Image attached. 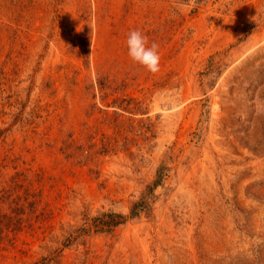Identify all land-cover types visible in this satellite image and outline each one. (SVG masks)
<instances>
[{
	"label": "rangeland",
	"instance_id": "obj_1",
	"mask_svg": "<svg viewBox=\"0 0 264 264\" xmlns=\"http://www.w3.org/2000/svg\"><path fill=\"white\" fill-rule=\"evenodd\" d=\"M0 264H264V0H0Z\"/></svg>",
	"mask_w": 264,
	"mask_h": 264
},
{
	"label": "trees",
	"instance_id": "obj_2",
	"mask_svg": "<svg viewBox=\"0 0 264 264\" xmlns=\"http://www.w3.org/2000/svg\"><path fill=\"white\" fill-rule=\"evenodd\" d=\"M169 171L170 166L167 163H160L152 181L146 185L138 198L132 202L129 213L105 211L98 216L87 217L85 223L72 232L73 239L91 231L103 232L112 230L127 222L128 219L140 216L143 211H152L153 205L157 199L156 190L164 183Z\"/></svg>",
	"mask_w": 264,
	"mask_h": 264
},
{
	"label": "clouds",
	"instance_id": "obj_3",
	"mask_svg": "<svg viewBox=\"0 0 264 264\" xmlns=\"http://www.w3.org/2000/svg\"><path fill=\"white\" fill-rule=\"evenodd\" d=\"M128 55L136 63L144 66L149 72L157 73L160 70L159 45L153 42L148 47V38L139 30L129 33L127 41Z\"/></svg>",
	"mask_w": 264,
	"mask_h": 264
}]
</instances>
